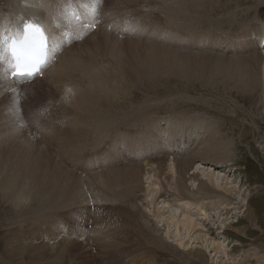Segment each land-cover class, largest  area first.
<instances>
[{
	"label": "bare ground",
	"instance_id": "bare-ground-1",
	"mask_svg": "<svg viewBox=\"0 0 264 264\" xmlns=\"http://www.w3.org/2000/svg\"><path fill=\"white\" fill-rule=\"evenodd\" d=\"M105 1L0 0V40L9 41L17 35L22 30L25 21L39 23L46 28L49 34L56 36L55 41L50 43V63L56 62L43 70V78H38L29 85L26 80L17 82L10 79V72L5 71L3 66L10 61V56L0 46V56L3 57V59H0V85L2 87L0 93L8 95L7 93L12 92L13 96V110H7L4 113V110L0 109V201H5L8 205L19 209L21 205L22 208L27 207L29 204L27 208L22 209V218L20 219L22 225L28 222H43V224H46L47 221L48 223L52 213H47L46 210L50 208L60 209V214L63 212V215H61L66 216L68 212L64 210V207L76 208L77 211L85 214V212H88L89 207L95 203L97 205L102 203L105 210L108 206H114L113 211L116 208L121 211L118 220L123 221L122 219H124V226L121 228L131 229L134 236H137V242H140L137 244L141 245L142 249L145 245H148V247L149 245L153 246L152 243L157 245L161 243L163 247L170 243L167 241L166 236H162L158 223L154 222L147 211L139 209V205L145 210L148 206H152L154 217L156 216L155 218L161 219L162 222L172 225L178 230V237L181 240L180 229L187 231V236H189V231L192 232L197 227L202 226V224H196L195 216L189 214L182 216L173 209L174 196L177 199H183L182 202H186H184L185 209L198 210L197 218H199L196 219L197 221H203L204 218H200L202 217L200 214L203 212L205 213L204 216H207V208L215 210L216 217L222 220L223 223V215L228 214L227 211L236 212L243 207L245 210L243 211V218L249 219L253 226L258 227L255 224V210L249 209L248 200V204L244 201L245 206H243L240 193L236 194V191L239 190L238 187L230 186V179L228 180L227 175L221 176L215 172L213 175L204 174L208 178L198 179L199 173L200 176L203 175L202 172H199L202 171L200 167L202 163H221L229 157L227 144L222 140L223 135H220L214 122L208 121V118L202 116L198 119L192 116L188 118L183 116L181 119L184 124L183 128L189 131L188 134L184 135V145L187 141H192L191 137L194 136V131L195 133L196 131L199 132L197 137H202L204 143H200L199 140L194 142V148L192 147V151L186 158L182 157L184 159L177 157L179 153H182V148L174 151V153L170 150L172 148L171 144H167L169 156L166 157L165 164L162 161H150L144 155L147 150L145 151L143 147L136 145L138 142H134L138 136L140 138L143 136V133L139 131L140 128H152L153 134L156 129H160L161 120L151 119L152 114L158 113L157 110L160 111V108L159 106L150 105V96L148 97L149 94L152 93L153 95L154 91H157L153 87L156 88L155 85L164 80L163 74L158 73L159 71L180 80L195 81L196 79V81L203 84L205 82L213 83L216 86V100L218 101V105H215L223 114H226L224 107L228 106V103L226 102V105L225 101L220 98L224 91L234 90V92H238L241 95L239 97L244 98V103H249L255 97L258 98L257 100H260V97L264 99V81H262V78H264V52L263 49L257 51L259 46L264 45V27L254 24L253 29L250 26L251 24L247 23V25H244V29H241V32L236 33L238 31L236 28L242 26L241 22L247 20L248 15H252L253 12H248L250 5L247 7L246 13L248 14L240 18L241 21L238 25L237 21L239 20L236 21L233 18L236 11L230 12L233 10L229 6L226 11L229 12L228 15L224 16L226 12L221 6L225 7L228 3L225 2L224 4V0H218L217 2L212 0ZM192 1L193 3L187 7V4ZM132 2H135V4L141 3L139 10L136 12V18L139 22L137 28L131 26L130 21L125 19L126 17L111 16L118 10L125 11L132 7L130 6ZM207 6H209L208 8L211 7L213 12L214 9L218 8L220 12H223V15H210ZM134 7L136 8V5ZM143 7H147L149 10ZM77 9L80 10L82 15L81 20L75 21L76 14L74 12ZM109 11L110 13H108ZM151 11L158 14V21H155L156 16L150 14ZM130 12V16L125 14L128 18H132V11L130 10ZM192 13L197 15L195 16ZM144 21L156 24L160 30L158 32L153 31L154 33L147 31V27L146 29L141 27ZM92 23L97 26L96 32L93 31V28L85 26ZM208 25H211L209 32H214V35L212 34L213 38H209L211 34L196 32V27L203 29ZM146 34H151L149 39L155 41L156 44H167L169 47H175L174 49L183 51H178L182 53H176L169 47H158V45H153V42H144L142 37ZM196 35L197 37H194ZM152 37L153 40H151ZM78 40L81 42L80 45L75 43ZM141 46H148L155 50L150 48L148 54L147 51H142ZM192 50L193 52L199 50L203 52V55L208 56L204 57L198 52L193 53ZM209 50H211L210 53L221 51L223 58L210 59L209 56L216 57V55L209 54ZM244 51H251L254 55L251 53L250 57L234 56L228 59L231 60L230 65L226 63L225 54H239ZM186 52H189L188 57L192 59L171 58L172 53L184 54ZM220 56L222 57V55ZM195 57H198V59ZM164 59H170V61ZM100 60L101 63H99ZM156 81L159 82L154 83ZM25 83L27 84L26 87H24ZM44 84H51L58 88L61 103L64 106V117L62 121L52 122L48 126L45 123L46 118L41 114L40 119H32L31 127L37 130L34 135L39 132L51 131L49 128L53 130L55 126L62 129L60 137L50 138L41 147V145H31L34 139H30L29 133L22 130V128H27L25 123L28 122L25 120L26 115L20 112L19 101L21 102L23 97L28 98L37 92H41ZM144 87L150 88V90L143 92L144 102L139 100L141 103L139 102L138 105L144 104V107L137 108V105L134 104L136 102L134 94L138 88ZM157 98L156 101L159 99ZM223 105L224 107L221 108L220 106ZM201 107L205 108L204 106ZM240 110L244 111V109ZM244 115L248 119L249 114ZM8 119L9 121L11 119V121L6 124ZM131 125L134 127H129ZM10 129L11 131H9ZM129 129H132V131ZM7 131H9L8 136L6 135ZM167 136L170 135L164 133L162 139L164 140ZM164 142L167 143L166 140ZM122 154L126 156L124 160L127 161L122 160L124 163L120 165L125 166L118 167V165L115 166L118 167L116 169L110 162L120 158ZM59 156L62 160L61 163L56 161ZM127 158L133 162L130 163ZM100 159L110 164L106 168L101 167L99 169L97 160ZM199 162L201 164L196 169L200 168V170L197 172L196 169H193L194 165L199 164ZM65 163H72V166H78L77 168L83 166L85 172L80 175L77 174V171H70L69 168L67 169L64 166ZM191 170L195 172L190 175ZM185 174H189L190 179L199 181L195 190H191L188 186ZM159 182H161V185H159ZM164 193L170 195L173 200L171 201L169 198V200L162 201L165 205L160 208L159 199L165 196ZM232 194L235 196L234 204L232 196H230ZM30 198L33 200H30V202L35 208L30 206L28 201ZM208 199L211 207L199 203L200 201H208ZM55 202H59L63 206ZM230 204H233V207H230ZM126 211H136L139 214L141 213V216L137 217L138 221L130 220L131 224L129 225L126 223L128 221ZM108 212L105 213V217L109 215ZM58 214L57 216L60 215ZM166 215H169V219L166 218ZM115 216L117 215L115 214ZM225 218L228 219V217ZM225 224L224 222L221 226L224 227ZM21 226L19 225V227ZM112 226V223L105 226L108 230V236L109 233L111 235L114 233L113 239L120 238L117 230L113 229ZM47 227L51 228L50 230L55 229L54 220L49 222ZM16 238L8 243L9 250L7 249L4 251L5 253L0 255V262L6 258L9 260L12 251L16 249L13 256H22L16 264L26 263L23 261V257L26 256L25 252L26 254L29 253L27 256L30 262L43 263L44 254L41 252L40 247H36L32 243L34 248L31 245L28 248V245L25 246L26 241L24 239L21 238L20 241H16ZM62 240L58 241L63 245H70L67 239L62 238ZM183 240H186V238H183ZM205 244L208 251L211 248L210 253L214 252L213 258L221 253L229 259L226 251L227 247L222 246V244L215 245L213 242L210 246L207 243ZM178 247L183 248V245L178 243ZM43 248L45 247L43 246ZM71 248L73 247L71 246ZM124 250L125 252L120 256L121 259H124V254L127 251L126 248ZM200 252L197 253L200 254ZM53 254L46 256L48 257V260L45 259L48 261L46 264H54L55 257ZM200 258L202 257L200 256ZM12 261L11 263H13ZM117 261L115 259L113 264H123L124 260ZM3 263L9 264V261L7 263L5 260Z\"/></svg>",
	"mask_w": 264,
	"mask_h": 264
},
{
	"label": "rangeland",
	"instance_id": "rangeland-1",
	"mask_svg": "<svg viewBox=\"0 0 264 264\" xmlns=\"http://www.w3.org/2000/svg\"><path fill=\"white\" fill-rule=\"evenodd\" d=\"M212 1L217 2L218 0H212ZM105 2H108V1L106 0ZM225 2H228L227 6L223 7L222 5L221 8H223L224 11L226 12L229 6V8L233 10L230 12L236 11L233 18H235L234 20L236 21L239 20L237 21L238 25L240 24V21H241L240 18L248 14L246 13L248 8H249L248 12L250 11L249 13L253 12L252 15L247 16L248 17L247 20L245 19L241 22L242 26L240 27L238 26L236 28V30H238L236 33L241 32L242 31L241 29H244L243 27L244 25H247V23L251 24L250 26H252L253 29L255 25L264 27V0H224L223 3L225 4ZM192 3L193 1L189 2V4H187V7H189V5H191ZM131 4L132 5L130 6L132 7H129L125 11L118 10L111 16L112 17H122V18L126 17L125 19H128L130 21L131 26H134L137 28V26L139 25V22L136 18V12L137 10H139L141 3L138 2L135 4V2L134 3L132 2ZM135 5H136V8L134 7ZM208 7L209 6H207V8ZM144 9H148V8L146 7ZM216 9H214V12H213L211 7L208 8V10L210 11L209 12L210 15L212 14L215 16L217 15L221 16V14L223 15V12H220L218 8ZM130 10L132 11V18L127 17L131 15ZM108 13H110V11ZM228 13L229 12L224 13V16H227ZM150 14H153V16H156L155 21L159 20L157 13H154L151 11ZM192 14L195 16L197 15L195 13H192ZM144 24L141 27L145 29L147 27L148 28L147 31L158 32V30H160L158 29L156 24H152L146 21H144ZM210 27L211 25H208V27L207 26L203 27V29L202 28L199 29L198 27H196L195 29L197 33L203 32V33H207L208 35L211 34L209 38H213L214 32L213 33L212 31L209 32V30H211ZM96 31L97 29L94 32ZM150 36L151 34H146L142 37L145 40L142 38L141 39L142 41L147 42V41H150L149 39ZM194 37H197V35ZM153 39L154 38L152 37L151 40ZM150 42H153L152 43L153 45H158V47H164V46H166L167 48L169 47L167 44H162V43L156 44L155 41H150ZM75 43L77 45H80L81 42L80 40H78ZM150 48L151 47H148V46H141L142 51L143 52L147 51L146 53L149 52ZM169 48L176 51V53H182L178 51H183V50L174 49L175 47L174 48L169 47ZM261 49H263L262 51L264 52V45L259 46L257 51H261ZM191 52H193V50ZM194 52L201 53V55L204 57L208 56V55H203L202 54L203 52L199 50H195ZM210 52L211 50H209L208 53L216 55V57L212 55L209 56L210 59L216 60L218 58H223V53L221 51H215V52L212 51V53ZM251 53H252L251 51H247V52L244 51L239 54L229 53V54H225L224 57L227 58L226 63L230 65L231 60H228V59H231V57H234V56L235 57L236 56L250 57L252 54L254 55V53L252 54ZM167 54H170V53H167ZM220 55H222V57ZM188 56H189V52H186L184 54H173V53L171 54V58H175V59L181 58L183 60L187 58H191ZM195 58L198 59V57H195ZM164 60L170 61V59H164ZM99 63H101V60L99 61ZM158 73L163 74L164 80H161L160 82L159 81L154 82V83L159 82L158 84L155 85L156 88L153 87L157 91H154L153 95L152 93L149 94L148 97L150 96L149 97L150 105H154L156 107L159 106L160 108V111L157 110L158 113L152 114L153 116H151V119L161 120V126H160L161 130L156 129V132L153 134L152 128H149V129L140 128L139 131L143 133V136L141 138L140 136H138V138L134 142L135 143L138 142L136 145H138L139 147H143L145 151L147 150L146 154L144 155L150 161H153V162L162 161L163 164H165L166 157L169 156V154L167 153L168 151L167 144L168 145L171 144L172 146V148L170 149L172 150L171 152H174L178 150L179 148L180 149L182 148L184 150V151L182 150L183 154L179 153L178 154L179 156L177 155V157L186 158L187 155H189L192 149L194 148V144H193L194 142H197V140H199L200 143H204V139L202 137H199V138L197 137L199 132L196 131L195 133L194 131V136L192 135L191 137L192 141L190 142L187 141L188 143L186 142V145H184V140H185L184 135L188 134L189 131L183 128L184 124L182 123L183 121L181 120L183 116L186 118L192 116V117H195L196 119L202 116V117L208 118V121L214 122L215 125H217L218 127L220 135L221 136L223 135L221 137L222 140L227 144L229 157L224 159L223 162L221 163L218 162V163H213V164L211 163L201 164L199 162V164L194 165L193 170H195L201 164L200 167L202 171H199L200 168L198 170L197 169L195 170L197 172L198 171L202 172L203 174L200 176V173H199L198 179L208 178L204 174L213 175L215 172L220 174L221 176H224V174L225 176L227 175L226 177L228 178V180L230 179L229 180V183L231 184L230 186L238 187L239 190L236 191V194L238 192L240 193V196H241L240 199L243 200V206H245L244 201L245 203L248 204L247 202L248 200L249 209L255 210L256 212L255 224H257L258 227L253 226V223L249 219L243 218V211H245L243 207H242L243 209L241 208L236 212L229 210L227 211L229 215L228 214L223 215L224 216L223 223L224 222L226 223L224 227L221 226L223 224L222 220H219L218 217H216L215 210H211L209 208L206 209L207 216H204L205 214L204 212L200 214V216H202L200 218L201 219L204 218L203 221L202 222L197 221L196 219L199 218V217L197 218L198 210L193 209L191 211V210L185 209V206H184L185 201L182 202L183 199H177L174 196L175 202L172 203L174 205L173 209L177 213L182 214V216H184V214L195 216L194 219L196 221V224H202V226L197 227L192 232L189 231V236H187L188 235L187 231L180 229L179 233L182 236V240H181L178 237L179 235L178 230H176L172 225H167L166 223L162 222L161 219L155 218L156 216L154 217L152 206H148L147 210H145L139 205V209L141 208V210L147 211V213L153 218L154 222L156 221V223H158V226L160 227V231L162 232V236L163 237L166 236L167 241L170 243L169 245L167 246L165 245L164 247L161 243L160 245L152 243L153 246L149 245L148 247V245H145V247H143L142 249L141 248L142 246L137 244L139 241L137 242V236H134V232L131 229H128L125 227L121 228L122 226H124V219H122L123 221L118 220L120 218L119 213H121V211L118 208H116L115 211H113L114 206L113 207L108 206L109 208L107 207V210H105V208L103 207L104 205H102V203H99V205L95 203V204H92L93 206L89 207L88 212H85V214H83L82 212L80 213L79 211L76 210V208L64 207V210L68 212L67 214L68 216L67 215L62 216L63 212H61L62 214L61 215L60 209L55 210L53 208H50L51 210L47 209L46 212L47 213L51 212L53 217L52 215L50 216L48 223L47 221H46V224H43V222L41 223L40 222H28L22 225L20 221V219L22 218L21 217L22 209L27 208L29 204L27 207H22V208H21L22 206L21 205L19 209L17 207L14 208L13 206L8 205L5 201L4 202L0 201V207H1L0 208V255L5 253L4 251H6L9 248L7 246L8 243L11 242V240L15 239V237H17L16 241L17 240L20 241L21 238L24 239L26 241L25 246L28 245L27 246L28 248L30 247L29 245H31L32 248H34V246L36 247L38 246L42 249L41 252L44 254L43 255L44 260L42 264L44 263L46 264V262L48 263L47 261L48 257L46 256H49L53 253L55 257V259L53 258L55 260L54 264H113L115 259L118 260L117 262H119L120 260H124L123 264H150V263L151 264H264V99H261L260 97V100H257L258 98L256 99L255 97V98H252V100L249 103L248 102L244 103V98L239 97L241 95H239L238 92H234V90L230 92L229 90L224 91L223 95L220 96V98L224 100L225 103L227 102L228 106H226L227 110L224 107V105L220 106L221 108L224 107L225 110L224 109L223 110L226 111V114H223L222 112L218 110V106H217L218 101L216 100L217 97H216V90H215L216 86H214L213 83L205 82V84H203L199 81H196V79L195 81L180 80L179 78H176L173 76H167L169 74L162 73L160 71ZM77 78H81V77H77ZM40 81L42 82L43 79ZM262 81H264V78H262ZM26 85L27 84H25L24 87H26ZM221 88L223 89L222 86ZM0 89H2L1 85H0ZM148 90H150V88H145V87L138 88V90L134 94L136 97V102H134V104H136L137 106L136 105L134 106H136L137 108H141L144 105V104L143 105H138V104L140 101H143V99L145 98L144 93L145 91L148 92ZM7 94L8 95H5V94L0 95V109H3L4 113H6L7 110L9 111L13 110L12 109V100H13L12 92H9ZM20 97L22 96L20 95ZM156 98L158 99L157 101L155 100ZM19 105H20V112H22L23 115H26L25 120L28 122V123H25L27 128H22V130L24 132L29 133L30 139H34L31 145H34V144L35 146L41 145L42 147V144L45 145L46 141L50 140V138L61 136L62 129L56 126L55 128H53V130L52 128H49L51 129V131H44L42 133L39 132L35 135L34 133L37 130L31 127L32 119L34 118L40 119L41 117L40 114L43 115L44 118H46L45 123H47V126L50 125V123L52 122L62 121V118L64 117V112H63L64 106L61 103V96L58 93V88L56 86L51 85V84L49 85L44 84L41 92H37L36 94L28 98L23 97L22 101L21 102L19 101ZM201 106H204L205 108ZM233 108L235 109L234 110L235 112L233 111ZM239 109H244V111L243 110L239 111ZM184 113L185 114L187 113V114L185 115ZM244 114H249L248 119L245 118ZM250 115L252 116L250 117ZM8 121L9 119L7 120L6 124L8 123ZM9 125L11 126V124ZM129 127H134V126L131 125ZM129 130L132 131V129H129ZM9 131H11V129ZM9 131H7L6 133L7 136L9 135ZM164 133L172 136L171 139H170V136H167L164 139L167 141V143H165L164 140L162 139L163 138L162 136ZM13 140H16V139H13ZM139 151L141 150L139 149ZM60 159L61 158L59 156V159L58 160L56 159V161L58 163H61L62 160ZM124 159H126V156L122 154L120 158L114 159L110 163L113 164L114 167L118 165H119L118 167L120 166L124 167L125 165H120V164H123L125 161H127ZM128 160L130 163L133 162L130 159ZM97 163H98L99 169L101 167L106 168V166L110 164L109 162L102 160V159L97 160ZM64 166L67 169L69 168L70 171L71 170L77 171V174H80V175H82V173L85 172L83 171V166L77 168L78 166H75V165L72 166V163H65ZM155 166H157V164H155ZM118 167H115V168L117 169ZM209 168L210 170H208ZM193 170H191L190 175L193 172H195ZM203 170H206L205 172L207 173H205ZM185 175L187 177L188 186L190 187L191 190L192 189L195 190L197 188V185L199 184V181L190 179L189 174H185ZM159 185H161V182H159ZM234 194L230 195L232 196L233 204L235 202ZM169 198H170V195H167V194H165V196L160 198L159 207L161 208L163 205H165L163 204L162 201L169 200ZM170 199L171 201L173 200V198H170ZM30 200L31 198L28 199L30 206L34 207V205L31 204ZM55 203H59V202H55ZM199 203L201 205L202 203H204L203 206L204 205L210 206L209 199L208 201L207 200L205 202L200 201ZM233 204H230V207L231 206L233 207ZM59 205L63 206L60 203ZM72 209H75V210H72ZM13 210L15 211L13 212ZM107 211H109L108 212L109 215L105 217V213ZM240 211L242 214L240 213ZM56 213L59 216H57ZM113 213H115L117 216H115V214ZM125 213L127 214L126 218L128 220L126 223H128L129 225L131 224L130 220L138 221V218L141 216V213L139 214L136 211H126ZM225 217H228V219H226ZM166 218L169 219V215H166ZM53 220H54V226H56V228L53 229L54 231L50 230L51 228L47 227L49 222H53ZM59 220L61 221L59 222ZM110 223H112L113 225L112 228L117 230L120 238L113 239L112 236H114V233L112 232H111L112 235L109 233V236H108V232H107L108 230H106L107 227L105 228V226L109 225ZM116 223H118L119 225ZM17 225H18V228H17ZM19 225L20 226L22 225L23 227L22 226L19 227ZM221 229L223 230L221 231ZM70 236L72 239L70 238ZM62 238L67 239V242H69L70 245L68 244L63 245L62 243H60L58 240L63 241ZM183 238H186V240H183ZM212 242L215 243V245L222 244V246L227 247L226 251L229 256L228 257L229 259H227V257H225L221 253H219L220 255L219 254L217 255L219 257L216 256V258H213L214 252L210 253L211 248L208 251V249L206 248V244H205L207 243L210 246ZM32 243L34 246L32 245ZM178 243H181L183 245V248L178 247ZM185 244H188V245H185ZM189 245L191 246L188 248ZM43 246L45 248H43ZM71 246L73 248H71ZM124 248H126L127 251L124 254V259H121L120 258L121 254L125 252ZM13 251L11 253L12 254L11 258L9 260H7V258L5 259L7 263L9 261V264H14V263L16 264L22 258V256L19 257L18 255L13 256V254L16 253V249H14ZM197 252H200V254H198ZM25 255L26 256L23 257V261L26 263L24 264H31L32 262L29 261V258L27 256L29 255V253L27 252L26 254L25 252ZM200 256L202 258H200ZM122 258H123V255H122ZM5 260H2L0 264H4L3 262ZM234 260H236V262H234ZM11 261L13 263H11ZM32 264H36V263H32Z\"/></svg>",
	"mask_w": 264,
	"mask_h": 264
},
{
	"label": "snow or ice",
	"instance_id": "snow-or-ice-1",
	"mask_svg": "<svg viewBox=\"0 0 264 264\" xmlns=\"http://www.w3.org/2000/svg\"><path fill=\"white\" fill-rule=\"evenodd\" d=\"M85 26L93 30L96 27L95 23ZM55 39L56 36L49 34L41 24L25 21L19 39L0 40V46L11 57L12 77L31 81L41 75L48 63L49 45ZM0 59L3 57L0 56Z\"/></svg>",
	"mask_w": 264,
	"mask_h": 264
}]
</instances>
